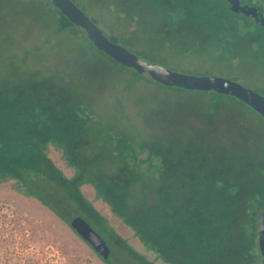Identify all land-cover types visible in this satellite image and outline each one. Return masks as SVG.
I'll return each instance as SVG.
<instances>
[{
    "label": "trees",
    "instance_id": "1",
    "mask_svg": "<svg viewBox=\"0 0 264 264\" xmlns=\"http://www.w3.org/2000/svg\"><path fill=\"white\" fill-rule=\"evenodd\" d=\"M48 2L59 13L58 30L76 26ZM85 37L93 44L86 32ZM130 69L133 80L158 83ZM228 96L258 115L259 131L249 133L242 146L229 140L142 142L98 120L67 78L0 81V184L68 224L76 216L86 218L111 248L107 264H116L111 240L128 263L157 264L163 258L160 263L176 264L182 255L181 264H263L258 224L264 206V118ZM215 98L211 113L222 104ZM84 185L94 197L85 194ZM96 201L111 216L127 218L145 252L133 250Z\"/></svg>",
    "mask_w": 264,
    "mask_h": 264
},
{
    "label": "rangeland",
    "instance_id": "2",
    "mask_svg": "<svg viewBox=\"0 0 264 264\" xmlns=\"http://www.w3.org/2000/svg\"><path fill=\"white\" fill-rule=\"evenodd\" d=\"M72 1L105 35L148 63L190 75L223 76L264 95V30L245 20L233 22V16L221 14L222 8L212 0ZM59 21L48 0H0V81L42 75L67 78L98 120L142 142L229 140L237 147L246 144L249 133L259 131L258 115L236 99L216 96L213 90H180L133 80L135 72L94 47L82 27L60 31ZM215 97L222 104L211 113ZM84 192L94 197L89 185H84ZM102 202L96 204L110 224L129 239L133 250L145 252L127 218L111 216ZM111 244L112 262L139 264L125 262L127 255L112 240ZM106 262L48 208L0 184V264ZM175 262L183 263V256ZM166 263L174 264L170 259Z\"/></svg>",
    "mask_w": 264,
    "mask_h": 264
},
{
    "label": "water",
    "instance_id": "3",
    "mask_svg": "<svg viewBox=\"0 0 264 264\" xmlns=\"http://www.w3.org/2000/svg\"><path fill=\"white\" fill-rule=\"evenodd\" d=\"M63 15L68 17L77 26L82 27L93 45L120 63L133 68L141 74L148 73L152 79L166 86L182 88L185 90L216 91L224 95H231L254 109L264 118V95L246 87L236 80L223 76H197L176 72L156 63H148L126 47L110 39L92 18L72 0H50ZM79 236L88 242L93 249L104 259L111 253L102 234L93 228L83 216H76L70 222ZM258 247L264 264V206L258 224Z\"/></svg>",
    "mask_w": 264,
    "mask_h": 264
},
{
    "label": "flooded vegetation",
    "instance_id": "4",
    "mask_svg": "<svg viewBox=\"0 0 264 264\" xmlns=\"http://www.w3.org/2000/svg\"><path fill=\"white\" fill-rule=\"evenodd\" d=\"M221 11L229 14L232 21L245 20V23L255 24L264 30V0H212Z\"/></svg>",
    "mask_w": 264,
    "mask_h": 264
},
{
    "label": "crops",
    "instance_id": "5",
    "mask_svg": "<svg viewBox=\"0 0 264 264\" xmlns=\"http://www.w3.org/2000/svg\"><path fill=\"white\" fill-rule=\"evenodd\" d=\"M119 221H121V220H119ZM121 222H122V221H121ZM122 225H123V228L125 227V228H124L125 230H129V231H131V229L127 228L126 225H125L124 223H122ZM132 233H133V235H134V232H132Z\"/></svg>",
    "mask_w": 264,
    "mask_h": 264
}]
</instances>
